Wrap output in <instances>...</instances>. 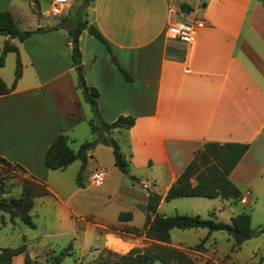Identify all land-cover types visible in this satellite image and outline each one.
I'll list each match as a JSON object with an SVG mask.
<instances>
[{
	"label": "crops",
	"instance_id": "1",
	"mask_svg": "<svg viewBox=\"0 0 264 264\" xmlns=\"http://www.w3.org/2000/svg\"><path fill=\"white\" fill-rule=\"evenodd\" d=\"M32 5L39 11V0H0V10H8L16 26L26 12L35 18ZM84 12L83 19L102 35L108 49L86 28L79 33L82 81L97 90L96 106L104 121L118 115H131L134 121L127 129L111 131L128 161L126 180L118 170L112 183L123 207L99 222L90 211L76 212L70 205L72 197L91 184L87 179L91 171L85 170L98 158L96 151L111 153L109 146L97 143L87 152L82 186L75 182L78 159L52 170L63 177L73 167L74 188L64 199L58 197L69 213L88 225L102 224L122 238L136 240L137 249L139 238L155 242L127 230L141 227L149 190L160 195L157 212L166 215L159 211L163 195L203 141L248 144L228 178L242 197L253 194L264 171V0H91ZM53 17L49 24L25 29L56 27L21 41L3 35V42L17 48L21 73L13 89L0 95V157L43 183L50 170L43 165V153L56 135L64 134L67 145L91 137L90 111L77 86L65 30L78 20L69 11ZM172 20L197 22L191 44L166 36ZM1 69L0 78L10 85L13 74ZM119 212H129L130 219L118 220ZM97 239L112 250L106 234L97 232ZM158 243L175 247L170 231L169 242Z\"/></svg>",
	"mask_w": 264,
	"mask_h": 264
},
{
	"label": "rangeland",
	"instance_id": "2",
	"mask_svg": "<svg viewBox=\"0 0 264 264\" xmlns=\"http://www.w3.org/2000/svg\"><path fill=\"white\" fill-rule=\"evenodd\" d=\"M51 1L39 0V11H42L43 15H36L34 18L26 12L17 18V27L25 29L33 27L36 23L46 25L53 22L54 17L49 12ZM84 2L85 0H71L68 8L63 12L69 11L71 15H75L76 10ZM82 11H85V7ZM84 16L85 12L82 14V18ZM3 40L4 36L0 34V49ZM13 41L16 42V39ZM14 59L15 54L12 51L6 52L3 57V64L0 67L1 70H8V75L13 74ZM1 75L6 77L2 71ZM83 126L82 124V128ZM88 133L87 131V136ZM77 145L76 141H68V146L73 149H76ZM96 153L98 158L88 162L85 172L87 170L90 172L97 168L96 165H100L105 170V184L98 186L88 184L85 189L72 197L74 202L70 205L76 212L90 211L100 222L110 219L115 209L123 207V201L112 188L118 169L112 164L111 153L104 149H99ZM72 168L66 169L63 177L57 171H47L44 183L52 192L33 199L29 214L34 227H28L17 217L9 219L7 212L0 211V247H15L24 243L25 253L30 259L26 263L23 260V253L16 254L10 264H51L55 256L60 257L58 264H98L100 256L114 257L131 248H137L134 247L136 240L122 238L118 233L102 224L88 225L76 215L69 213L68 209L60 202L58 197L64 199L74 188ZM85 172H83V177ZM121 176L124 178L123 180H126V175L122 174ZM26 177L17 168L9 167L0 161V199L17 196L20 192L21 181ZM240 189L242 192L244 191L243 188ZM248 198L241 196L238 200L232 201L219 197H177L172 201H164L159 211L166 215L173 212L188 215L197 214L202 218H211L222 222H229L230 217L235 214L246 213L249 215L252 229L264 226V171L254 187L253 194ZM85 218L92 220L91 216ZM138 219L139 215H135L136 222ZM97 232L106 234V244L112 250L108 249L101 239L94 241ZM206 233V229L201 227L172 228L170 230L171 239L175 243L174 248L182 251L196 264H264V234L253 236L243 241L239 247L231 248V237L223 230H215L207 236L203 243L204 249L196 250L194 245ZM148 245V241L139 238V249ZM153 264L160 263L156 261Z\"/></svg>",
	"mask_w": 264,
	"mask_h": 264
},
{
	"label": "trees",
	"instance_id": "3",
	"mask_svg": "<svg viewBox=\"0 0 264 264\" xmlns=\"http://www.w3.org/2000/svg\"><path fill=\"white\" fill-rule=\"evenodd\" d=\"M89 2L91 0H85ZM204 5V1H201ZM181 9H188L185 4H180ZM31 11L39 15L35 5L31 6ZM75 25L66 27L67 38L70 44V59L73 66L80 65V51L78 46V35L83 29L93 35L107 49L108 44L102 35L92 26L87 25L82 18ZM64 18H60V22ZM51 27H35L32 29H19L8 10H0V34L8 38H16L21 41L35 32L47 31ZM12 51L15 54L13 77L10 85H6L0 78V95L13 89L16 80L21 73V63L18 51L15 45L5 40L0 49V66L3 64V57L6 52ZM118 70L123 78L129 80L130 76L125 70L118 66ZM77 86L81 90L82 97L87 103L90 111L88 125L91 137L81 142L76 150L67 145V138L64 134L56 135L43 153V165L50 170L61 169L70 162L78 159L79 168L75 176V182L82 186V175L86 163L87 152L90 151L97 143L107 145L111 148L113 164L122 173L128 172V161L119 149V145L114 137L111 136L113 129L122 130L129 128L134 121L131 115H118L110 122L104 121L98 113L95 97L97 90L94 87L86 86L82 79H77ZM248 144L244 142H218L203 141L200 146L193 152L189 162L183 167L173 183L169 185L163 195V200L168 201L177 197H219L220 199L238 200L241 197L240 190L229 180L228 173L235 166L239 158L247 149ZM0 161L12 168H17L24 172L19 165L0 157ZM132 178V176H130ZM49 194L43 182L31 177L22 179L20 192L17 196H11L8 199H0V211L7 212L9 219L17 217L23 224L28 227H34L29 210L32 206L33 199ZM160 195L149 190L146 195L144 206V220L139 229L129 228L127 231L143 235L155 242H151L143 249L132 248L124 254L115 255L114 257L98 258V264H196L182 251L174 247L161 244L169 242V231L172 228H205L207 233L199 239L194 245L196 250H203L207 236L215 230L225 231L232 239L231 248H237L243 241L260 234H264V226L256 229L250 227L249 215L238 213L230 217L229 222L215 221L211 218H202L197 214L188 215L174 212L169 215L159 214L157 206L160 201ZM131 215L129 212H119L118 220H128ZM24 254L23 260L28 263L29 257L25 253V244L21 243L15 247H0V264H10L16 254ZM59 256H55L51 264H58Z\"/></svg>",
	"mask_w": 264,
	"mask_h": 264
},
{
	"label": "built area",
	"instance_id": "4",
	"mask_svg": "<svg viewBox=\"0 0 264 264\" xmlns=\"http://www.w3.org/2000/svg\"><path fill=\"white\" fill-rule=\"evenodd\" d=\"M71 3V0H52L49 12L52 15L61 14ZM170 11H174L170 9ZM197 22L187 20H172L167 23L165 34L169 38L177 39L185 44H191L194 41V28ZM88 181L94 185H100L104 180V171L102 168H95L88 176Z\"/></svg>",
	"mask_w": 264,
	"mask_h": 264
},
{
	"label": "water",
	"instance_id": "5",
	"mask_svg": "<svg viewBox=\"0 0 264 264\" xmlns=\"http://www.w3.org/2000/svg\"><path fill=\"white\" fill-rule=\"evenodd\" d=\"M86 4H87V2L85 1L77 10H76V12H75V17H76V20H79L80 19V17H81V12H82V10H83V8L86 6ZM75 73H76V75H77V77H78V79H82L81 78V66L80 65H77L76 67H75Z\"/></svg>",
	"mask_w": 264,
	"mask_h": 264
}]
</instances>
